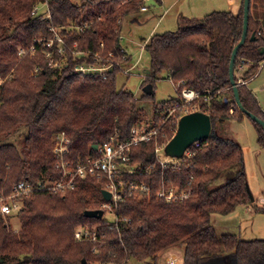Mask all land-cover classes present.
Listing matches in <instances>:
<instances>
[{"label":"trees","instance_id":"16d2710c","mask_svg":"<svg viewBox=\"0 0 264 264\" xmlns=\"http://www.w3.org/2000/svg\"><path fill=\"white\" fill-rule=\"evenodd\" d=\"M144 1L0 0V137L27 129L21 150L0 144V195H8L21 181L59 178L52 156L57 133L64 132L70 139L67 158L73 161L92 155L90 146H101L115 134L126 140L131 128L143 122L139 104L154 101V83L165 72L177 86L176 97L154 108L156 123L166 119L170 105L183 104L179 96L187 89L197 97L186 107L209 116L212 135L178 169L162 168L155 149L175 134L176 123L169 118L160 124L156 140L132 148L131 160L143 168L151 166L149 175L137 179L150 183L153 190L173 185L189 190V198L181 203L155 197L128 200L117 210L116 227L103 218L83 215L99 210L104 202L101 180H78L76 189L64 197L46 190L35 192L16 217L20 224L16 232L0 219V264H127L131 259L158 264L159 254L178 244L183 246L181 264H264V240L219 236L211 224L212 214L227 216L253 202L241 149L216 132L217 124L245 117L235 104L229 81L232 50L243 32V0L235 12L180 17L176 31L150 37L144 46L150 58L149 73L144 76L142 96L136 98L117 88L121 64L127 61L120 44V24L139 12ZM39 6L46 7L48 19L33 13ZM51 29L64 42L62 55L53 48V59L61 60L59 67H49L45 56V42L54 36ZM262 49L264 0H250L248 33L233 73L236 84L246 82L237 88L243 108L264 121L247 86L264 61ZM74 51L86 57H74ZM104 63L113 64L104 78H81L74 72L77 65ZM147 85L150 92L145 90ZM252 123L264 149V132ZM229 175L228 181L215 186ZM255 210L264 213L263 208ZM79 227L95 231L98 252L93 253L92 243L74 238Z\"/></svg>","mask_w":264,"mask_h":264},{"label":"rangeland","instance_id":"374dc122","mask_svg":"<svg viewBox=\"0 0 264 264\" xmlns=\"http://www.w3.org/2000/svg\"><path fill=\"white\" fill-rule=\"evenodd\" d=\"M231 0H145L144 6L139 12L121 21L120 37L121 47L126 53V62L121 64L122 71L117 76V88L131 92L136 98L142 96V83L146 71L149 70L150 58L144 50L146 42L153 35L174 32L178 28L180 17L202 18L214 11H236V5H240V0L235 1V5L230 4ZM237 7V8H238ZM147 9L146 12L143 13ZM38 13L48 16L46 7L39 6ZM41 15V14H40ZM135 18L137 21H133ZM129 69L128 72H125ZM154 83V101L143 102L139 107L144 112V119L141 124L149 127L157 124L154 115V108L159 103L168 101L176 97V87L168 74L163 72L158 75ZM248 89L256 99L258 106L264 113V62L260 64V70L254 80L249 84ZM184 90V89H183ZM178 96V95H177ZM180 93V99L182 98ZM171 106V105H170ZM189 109L193 106L188 107ZM163 121H158V125ZM216 132L235 142L242 152L243 166L249 191L253 199L264 200V149L257 142V132L248 117H243L241 121H229L217 124ZM27 135V129L19 128L15 133L0 137V144H13L21 150L23 140ZM161 159L166 160L168 156L161 153ZM223 176L215 186H219L230 179ZM264 209V207H261ZM254 215V216H253ZM112 220V216L106 215ZM10 229L13 231L20 228L17 218L9 221ZM211 224L217 235L232 234L242 240H264V213L256 212L254 207L240 206L235 212L223 216L211 215ZM183 246L178 244L164 254H159L158 264H164V259L169 255H175L182 263ZM127 264H151L149 261L137 262L134 259Z\"/></svg>","mask_w":264,"mask_h":264},{"label":"built area","instance_id":"2783aa9c","mask_svg":"<svg viewBox=\"0 0 264 264\" xmlns=\"http://www.w3.org/2000/svg\"><path fill=\"white\" fill-rule=\"evenodd\" d=\"M39 7H36L33 11L34 14H38ZM144 10V8H143ZM42 19H48V16H42ZM54 32V36L51 40L45 42L46 50L45 56L49 59V67H59L61 60L53 59V48L56 49L58 55L63 54L64 42L62 38ZM41 43V42H39ZM103 47V44H100ZM33 52L34 48H30ZM24 51L19 50V56H22ZM74 57H86V54L80 52H73ZM112 56L111 54L109 55ZM96 59H99L95 55ZM100 61V59H99ZM112 63H104L97 65H77L74 68V72L79 74L81 78L89 76L105 77L106 74L112 69ZM129 69L125 72H128ZM245 81L239 82V84H245ZM182 92V105H171L165 110V121L172 118L176 123V130L179 120L193 112H196L195 107L189 109L186 105H189L197 96L194 92L184 89ZM179 112V115L176 113ZM164 117H162L163 119ZM160 132V126L151 124L149 127H145L144 124H137L130 130L129 137L126 140H121L120 137L115 134L108 142L101 146H97L96 150L89 147V151H92V155H88L85 158H78L71 160L67 158L69 154V146L71 141L64 132H60L53 137L52 156L54 158L53 170L59 174L58 179H53L51 176H43L36 180L21 181L12 187L11 192L0 195V219L8 226L9 221L16 218L19 212L24 207V201L29 199L35 192L46 190L50 194L58 195L61 197L66 196L68 193L76 189V183L78 180H85L88 178H96L101 180L102 191H106L110 194L109 201L103 199V203L100 205V209L103 212L102 218L107 221L109 225L116 226L120 221L117 210L125 204L128 200H150L155 197L157 200H162L166 203H181L189 198V190H181L180 188L170 185L161 186L158 190H153L150 183H145L137 179L142 175H149L151 172V166L143 168L141 164L134 163L131 160L132 148L141 143H147L151 140H156ZM176 133V131H175ZM202 141L193 143L180 158H170L166 160L161 159V153H164L166 144L158 145L155 149V155L158 163L162 168L168 167L172 170L178 169L185 161L192 159L195 156L197 149L200 148ZM101 191V192H102ZM112 216V220L107 219L105 216ZM17 230H15L16 232ZM74 238L78 241L90 242L93 244V253L98 252L97 243L100 242L96 236L94 230H90L86 227H79L75 233ZM164 264H179V260L175 255H169L164 259Z\"/></svg>","mask_w":264,"mask_h":264},{"label":"water","instance_id":"95a60500","mask_svg":"<svg viewBox=\"0 0 264 264\" xmlns=\"http://www.w3.org/2000/svg\"><path fill=\"white\" fill-rule=\"evenodd\" d=\"M250 10V0H243V32L240 41L235 45L232 50L230 63H229V81L232 88L234 101L237 108L245 114L252 122L256 123L261 127L264 132V121L257 118L255 115L247 112L239 99L238 84L234 80V63L239 48L244 44L248 33V18ZM254 36L251 37V40ZM261 54L264 53L262 49ZM149 71H146L148 74ZM147 92L151 91V86L145 87ZM211 121L207 114L202 112H193L183 116L177 125V130L172 139L168 142L164 149V153L170 158H180L183 153L195 142L205 141L211 136ZM97 145H92V149L96 150ZM101 196L105 201H109L110 194L106 191L101 192ZM84 217L89 219H101L103 212L101 210H88L84 212Z\"/></svg>","mask_w":264,"mask_h":264},{"label":"crops","instance_id":"0c3cea01","mask_svg":"<svg viewBox=\"0 0 264 264\" xmlns=\"http://www.w3.org/2000/svg\"><path fill=\"white\" fill-rule=\"evenodd\" d=\"M230 4L233 6V5H235V1H230ZM238 7V4L236 5V10L238 9L237 8ZM147 11V9H145V10H143V13L144 12H146ZM230 11V10H229ZM133 21H137L135 18H133ZM264 62V61H263ZM259 70H260V68H259ZM259 70H258V72H259ZM258 72H257V74H258ZM257 74L248 82V84H247V86H249V84L252 82V80H254L255 78H256V76H257ZM232 122V121H231ZM247 206H251V207H254V209H255V207H257V208H261V207H264V200H258V199H253V202H252V204L251 205H247ZM235 212V211H234ZM254 216V215H253Z\"/></svg>","mask_w":264,"mask_h":264}]
</instances>
